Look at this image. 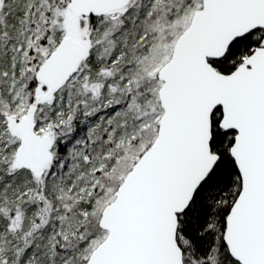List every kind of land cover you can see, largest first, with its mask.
I'll use <instances>...</instances> for the list:
<instances>
[{"label": "snow or ice", "instance_id": "6c2138e0", "mask_svg": "<svg viewBox=\"0 0 264 264\" xmlns=\"http://www.w3.org/2000/svg\"><path fill=\"white\" fill-rule=\"evenodd\" d=\"M0 264H264V0H0Z\"/></svg>", "mask_w": 264, "mask_h": 264}]
</instances>
